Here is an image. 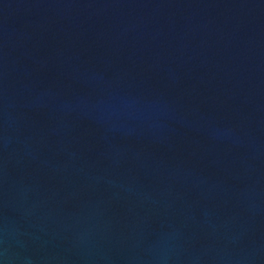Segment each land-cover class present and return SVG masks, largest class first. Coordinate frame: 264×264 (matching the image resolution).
I'll return each instance as SVG.
<instances>
[{
  "label": "water",
  "instance_id": "95a60500",
  "mask_svg": "<svg viewBox=\"0 0 264 264\" xmlns=\"http://www.w3.org/2000/svg\"><path fill=\"white\" fill-rule=\"evenodd\" d=\"M0 264H264V0H0Z\"/></svg>",
  "mask_w": 264,
  "mask_h": 264
}]
</instances>
